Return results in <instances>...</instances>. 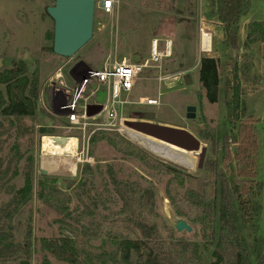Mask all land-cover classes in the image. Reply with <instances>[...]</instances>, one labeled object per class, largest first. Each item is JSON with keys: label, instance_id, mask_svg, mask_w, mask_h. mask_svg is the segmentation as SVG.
<instances>
[{"label": "rangeland", "instance_id": "374dc122", "mask_svg": "<svg viewBox=\"0 0 264 264\" xmlns=\"http://www.w3.org/2000/svg\"><path fill=\"white\" fill-rule=\"evenodd\" d=\"M116 1L111 15L95 8L91 40L72 58L66 59L42 51L43 48L52 47L53 21L47 15L46 9L53 6V1L0 0V72L10 68L12 61L22 60L27 65V75L31 77L33 73H37L40 82L35 115L23 119L28 133L20 137L14 130L9 132L4 137L5 145L1 153V156L7 154L17 142L21 145L24 157L17 166L18 175L6 183L0 193V209L5 208L15 198L13 205L6 209L5 218L0 222V230L10 240L21 243L27 228L30 227L33 246L29 255L12 259L0 258V264H40L44 257L50 264H66L56 261L42 251L37 241L41 237L58 235H64L73 241L81 264H126L122 262L120 254L121 242L126 238V233L115 228V219L120 207L103 210L92 206L93 215L85 219L98 222L100 227L96 228L75 222L66 216V212L58 213L38 199L37 194L41 187L53 186L71 196V210L78 205L74 191L81 193L87 204L91 205L86 198L90 181L80 175V168L84 163L77 162L75 154L68 156L44 153L45 137L75 139V150L78 153L85 145L88 164L93 168L100 166L99 170L94 171V183L98 187L106 181L112 189V179H116L126 183L137 195L146 188L151 189L154 192L156 212L171 229L173 238L195 243L201 264L211 261L213 248L208 250L207 246L195 237L197 226L179 216L165 195L167 177L142 172L105 143L89 146L90 137L95 132L93 126L87 130L90 133L88 141L83 142L81 131L71 127L58 107L54 111H48L43 104L46 94L52 91L47 81L54 76L58 68L64 67L65 80L71 85L72 82L66 77V73L67 69L72 67L80 70L101 69L106 63L123 60L142 64L149 59L152 40L156 41L160 51L165 50L169 44L171 54L157 64H150V68L143 71L135 83L130 99L132 103H137L139 99H156L159 105L146 106L141 100L140 105H128L123 111L126 120H141L143 116L140 118V115H136L152 113L153 123L189 131L206 147L205 160H214L219 170L222 169V158L225 156L223 142L236 135L241 121H257L254 129L259 149L256 154V178L253 180V193L250 195L252 208L256 209V212L251 218L244 219L242 212L238 211L237 224L247 245L251 264H259L260 259H264V43L261 42L259 32L256 31L249 38L248 34L250 23L264 19V0H249L247 11L236 27L235 49L228 45L217 19L207 16L212 9L208 0ZM179 16L188 17L189 21ZM203 32L211 36L208 52L200 51L199 37ZM204 56L218 60L220 83L216 104L206 101L204 90L199 83V63ZM235 66L240 87L239 109L236 113L231 105L232 70ZM166 77L171 79L161 82L158 80ZM0 91L4 92V86L0 85ZM66 98H57V106ZM97 100L103 101V93L97 94ZM188 107L195 108L194 119L186 118ZM104 121L103 116H99L90 122L95 124ZM4 124L6 126V123ZM119 133L152 157L188 173L191 177L189 188L197 189L207 175L203 166L197 168V153L190 154L195 159L191 166L180 159L179 155L174 153L175 148L170 145L126 127ZM209 137L217 142L216 154L212 152ZM229 149L233 155L235 147L230 144ZM133 170L148 182H144L135 174L132 175ZM229 180L232 184L239 180L234 160L231 162ZM27 182L30 193L23 201L20 200L22 194L19 191ZM218 188L219 182L214 180L212 187L206 191L209 199ZM215 203L218 204V198ZM179 221H184L191 231L178 232L175 225ZM100 257L102 259H99ZM135 259V255L131 253L130 263L127 264H134Z\"/></svg>", "mask_w": 264, "mask_h": 264}, {"label": "trees", "instance_id": "16d2710c", "mask_svg": "<svg viewBox=\"0 0 264 264\" xmlns=\"http://www.w3.org/2000/svg\"><path fill=\"white\" fill-rule=\"evenodd\" d=\"M208 2L212 9L207 16L217 19L228 45L235 49L236 27L247 11L249 0H208ZM253 27L255 30L252 31ZM249 28L248 38L257 31L261 35V42L264 43V20L250 23ZM42 51L53 54L52 47L43 48ZM232 73L231 105L233 112L236 113L240 101L236 66L233 67ZM27 74V65L22 60L12 61L10 68L0 72V85L4 86V92L0 91V193L4 185L18 175L17 166L24 157L21 145L17 142L7 154L1 156L5 145L4 137L12 130L20 137L28 133L29 130L25 127L23 119L35 115L39 99L40 82L37 73H33L31 77ZM198 74L206 101L209 104H216L220 83L218 60L202 57ZM41 113L46 115L43 111ZM139 115L140 118L143 116L142 119L146 116V114L136 116ZM256 122L241 121L236 135L223 142L225 156L222 158L221 170L214 160H204L203 169L207 175L201 180L197 189L188 187L191 178L188 173L152 157L119 132L97 130L91 135L89 146L105 143L142 172L152 173L157 177H167L164 192L171 206L179 216L197 226L195 237L202 241L208 250L213 248L212 259L208 264H251L247 245L237 223L238 211L242 212L244 219L251 218L256 212V209L252 208L250 199L253 193L252 183L256 178V154L259 149L254 129ZM209 140L212 152L216 154L217 142L212 137H209ZM230 144L235 147L233 155L230 154ZM233 160L237 164L239 180L232 184L229 175ZM94 168L88 163H84L80 168L81 177L90 181L86 198L91 205L87 204L81 193L74 191L78 205L71 210V196L53 186L41 187L37 194L38 199L58 213L66 212V216L75 222L96 228L100 227L98 222L85 219L93 215L92 206L103 210L120 207L115 219V228L119 232L126 233V238L121 242L120 247L121 260L126 264L130 263L131 253L136 257L134 264H201L195 243L173 238L171 229L156 212L154 192L151 189L146 188L137 195L126 183L116 179H112V189L106 181L98 187L94 183L96 180L94 171L99 170L100 166L96 165ZM131 172L132 175L135 174L144 182H148L135 170ZM214 180L219 182V188L209 199L206 191L212 187ZM28 186L27 182L19 191L22 194L20 200L27 199L30 193ZM217 198L218 204L215 203ZM13 202L15 198L5 208L0 209V222L5 218L6 209L12 206ZM31 235V228L28 227L22 242L15 243L0 230V258L12 259L20 255H29L33 246ZM37 241L41 250L56 261L81 264L75 245L69 237L64 235L41 237ZM40 264H50V262L44 257ZM259 264H264V259H260Z\"/></svg>", "mask_w": 264, "mask_h": 264}, {"label": "built area", "instance_id": "2783aa9c", "mask_svg": "<svg viewBox=\"0 0 264 264\" xmlns=\"http://www.w3.org/2000/svg\"><path fill=\"white\" fill-rule=\"evenodd\" d=\"M116 4V0H96L95 8L106 15H111ZM201 50L204 51L202 48ZM170 54L169 44L165 50L160 51L157 49V43L153 42L149 59L142 64L123 60L121 62L106 63L101 69L86 68L80 70L72 67L67 69L66 73V77H69L72 82L71 85H68L65 80V75L63 74L64 67H60L47 83L51 89L59 93L60 98L67 97L58 106V110L64 115L72 128L81 131L83 142H86L90 137V133L87 130L91 126L95 128L94 131L103 130L111 132H119L124 127V122L126 121L123 117L124 108L131 104L140 105V100L142 101V99H139L137 103H132L130 99L136 81L139 80L140 75L145 69L150 68V64H157L164 58H168ZM170 79L169 77L158 78L160 82ZM98 93H103V101L97 100ZM142 103L146 106L159 105L156 99H144ZM88 105H100L101 112L96 116L88 117L86 115ZM99 116H103L105 120L103 123L93 124L90 122ZM45 138L54 139L55 137ZM85 151V145L81 152L75 151L74 154L77 162L88 163ZM43 152L46 153L45 151Z\"/></svg>", "mask_w": 264, "mask_h": 264}, {"label": "water", "instance_id": "95a60500", "mask_svg": "<svg viewBox=\"0 0 264 264\" xmlns=\"http://www.w3.org/2000/svg\"><path fill=\"white\" fill-rule=\"evenodd\" d=\"M51 1L54 4L46 9V13L53 21L52 52L60 58L70 59L92 38L96 0ZM100 112V105H88L86 108L88 117L96 116ZM194 112V107H188L186 118L189 120L194 119ZM152 118L153 114L147 113L144 119L126 120L124 127L174 147V153L182 157L191 166L194 164L195 159L190 154L197 153V168H202L206 147L202 146L201 142L189 131L153 123ZM54 139L57 141L66 140L64 137H55ZM175 228L178 232L191 231L184 221H179Z\"/></svg>", "mask_w": 264, "mask_h": 264}, {"label": "bare ground", "instance_id": "6f19581e", "mask_svg": "<svg viewBox=\"0 0 264 264\" xmlns=\"http://www.w3.org/2000/svg\"><path fill=\"white\" fill-rule=\"evenodd\" d=\"M203 35L204 34H202V49H204L205 52H208L210 50V39H211L210 37L211 36H209L208 34H205L203 38ZM203 39H204V43H203ZM75 148H76L75 139H66L65 141H57L53 138H45L43 142V151H45L46 153L50 155L72 156L74 152L76 151ZM179 158L183 159L180 156Z\"/></svg>", "mask_w": 264, "mask_h": 264}, {"label": "crops", "instance_id": "0c3cea01", "mask_svg": "<svg viewBox=\"0 0 264 264\" xmlns=\"http://www.w3.org/2000/svg\"><path fill=\"white\" fill-rule=\"evenodd\" d=\"M183 11H185V10H183ZM244 17V16H243ZM179 18H181V19H185L186 18V20L187 21H189L187 18L188 17H185V16H179ZM264 20V19H263ZM262 21V20H261ZM219 25H220V23H219ZM221 26V25H220ZM202 34H206L205 32H203ZM204 35H203V38H204ZM195 36H196V34H195ZM197 40H198V37H197ZM153 42H156V41H154V40H152V43ZM199 42H200V46H201V48H202V35L199 37ZM203 43H204V39H203ZM200 51H201V49H200ZM82 69H84V68H82ZM52 91H49L47 94H46V96H45V98L43 99V104H44V106L46 107V108H48V111H54L55 109H57V101H56V99L58 98H60L61 96L59 95V93L57 92V91H55V90H53V89H51Z\"/></svg>", "mask_w": 264, "mask_h": 264}]
</instances>
